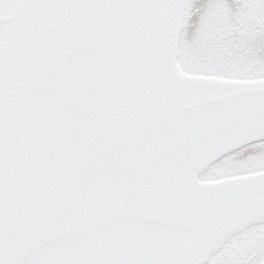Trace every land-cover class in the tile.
I'll list each match as a JSON object with an SVG mask.
<instances>
[{
	"label": "snow or ice",
	"instance_id": "6c2138e0",
	"mask_svg": "<svg viewBox=\"0 0 264 264\" xmlns=\"http://www.w3.org/2000/svg\"><path fill=\"white\" fill-rule=\"evenodd\" d=\"M0 264H264V0H0Z\"/></svg>",
	"mask_w": 264,
	"mask_h": 264
}]
</instances>
